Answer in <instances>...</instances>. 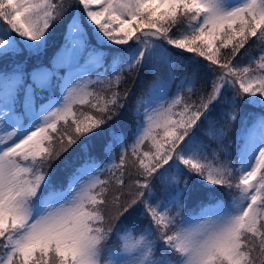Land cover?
<instances>
[{
    "label": "snow or ice",
    "instance_id": "1",
    "mask_svg": "<svg viewBox=\"0 0 264 264\" xmlns=\"http://www.w3.org/2000/svg\"><path fill=\"white\" fill-rule=\"evenodd\" d=\"M75 3L83 19L72 0H0V264H264V0ZM250 41L260 54L234 62ZM106 60L111 76L85 77ZM141 69L154 80L117 131ZM223 117L240 121L227 145ZM104 134L102 168L87 141ZM78 141L85 159L54 182Z\"/></svg>",
    "mask_w": 264,
    "mask_h": 264
},
{
    "label": "trees",
    "instance_id": "2",
    "mask_svg": "<svg viewBox=\"0 0 264 264\" xmlns=\"http://www.w3.org/2000/svg\"><path fill=\"white\" fill-rule=\"evenodd\" d=\"M72 2H73L74 7L69 11L68 15L70 16L73 13H76V11H77L79 13V15L81 16V18L83 19L84 13L82 11L81 6L77 5L75 3V0H72ZM64 31H65V27L63 24L56 27V29H55L56 41H55V43L51 44V46L48 48L47 53H46V57H45L46 60L48 58H50L51 52H53L57 49V44L59 43V41H62V34ZM89 32L91 33V30H89ZM246 50L247 51H245V49H242L241 50L242 55H238L234 62L239 63L240 65L244 66V65H247L248 63H250L251 58L257 57L260 54L259 53V46L256 43H253L252 41L249 42V45H246ZM108 62H110V61L106 60V68H104L103 71H101V72L96 71L92 75L94 77V80H96L97 74H101L102 76H111L112 75V70L107 67ZM32 63L33 62L30 61L28 63V65L26 66V68L30 69L32 67ZM159 67H160L159 75L161 76V78H167V68L163 64H161ZM185 71H186L185 68L177 66V69H176L177 78L170 85V90L168 92L169 98L175 94L177 87L180 85V76L183 75ZM153 80H154L153 74L150 72H146L144 69H141L139 72L132 71L130 73H127V72L125 73V79H124V82H122L119 85V91L123 92L126 89L130 90V95L128 97V100L126 101L127 107H126V110H124V114L118 120L114 118L113 121L109 122L110 126H116L117 131H119L122 128L125 133H127L131 129V127L133 126L131 114L134 111V108L136 106V102L138 99H144L147 97L148 86L150 83L153 82ZM196 87H199V82L197 83ZM91 88H92V90H95V91H102L106 88V84L97 83V84L92 85ZM105 94H107V93H105ZM185 94H187V93H185ZM75 107L77 109H82L84 112L90 111L89 105H87V104L86 105L77 104V105H75ZM141 110H142V106L140 108V111ZM226 121H227L226 117L221 118V120L217 123V127H224L225 128V131L227 132V136L224 138L223 142L227 145L230 141H232L234 139L235 134L239 129L240 121L237 120V122L232 124L231 126H228ZM70 122L71 121L69 120V123ZM62 126H63V121H61L58 124V127H62ZM205 128H206V126H205ZM200 135L204 138L205 143L210 144L212 147L216 146L217 141L209 140L206 136H204L203 130L201 131ZM108 139H109L108 135L104 134L101 137H96V138H93L92 140L87 141V143H89V145H90L89 152L91 155L97 157V163H102L108 159V154L103 151V148H104L106 142L108 141ZM83 140H84V138H82V141ZM80 143L81 142L78 141L77 145H73L72 148H70L67 153H64L60 157L59 160L53 162V165L49 169V171L51 173H54V176H53L54 182L57 180L63 181L67 177V175L71 172L72 167L79 166V164L82 163V161L85 159V156L80 151V147H79ZM127 143L130 144L131 141L129 140ZM125 146H127V145H125ZM146 146H147V142L145 144V147ZM121 150L122 149L120 147H114L113 148V153L116 157L117 162H119V155H120ZM229 151H231V148H229ZM65 161H69L70 165H71L67 169L64 167ZM129 171H131L132 175L128 176L126 174V176H125L126 183L131 179L137 178L135 175L134 169H129ZM110 175H111V173H108V175H106V176L104 175L105 176L104 179L109 177ZM157 190H159V186H158ZM223 195L227 196L229 201L231 200V196H229L227 192H224Z\"/></svg>",
    "mask_w": 264,
    "mask_h": 264
},
{
    "label": "rangeland",
    "instance_id": "3",
    "mask_svg": "<svg viewBox=\"0 0 264 264\" xmlns=\"http://www.w3.org/2000/svg\"><path fill=\"white\" fill-rule=\"evenodd\" d=\"M76 12H77V11H76ZM80 17H81V16H80ZM65 30H66V29H65ZM59 38H60V37H59ZM60 39H61V38H60ZM60 39H59V40H60ZM62 42H63V41H59V43H62ZM59 43H58V44H59ZM58 44H57V46H58ZM55 52H56V50L53 51V52H51L50 58H51L52 56L55 55ZM92 69H94V68H92ZM92 69H91V70H92ZM91 70H90V71H91ZM80 71H81V70H80L79 68H73L71 72H67V75H66V77H65V79H64V82H67V81H70V80H75V79L77 78L78 74H80ZM90 71H88L87 73H84V75H85L86 78H90V79H92V78L90 77V75H91ZM90 90H92V88H91ZM116 162H117V160H116ZM108 163H109V160L106 161L103 165L100 164V166L103 168L104 165H106V164H108ZM117 163H118V162H117ZM105 173H106V171L102 173V175H101V179H103V175H104ZM108 173H109V172H107L106 175H108ZM106 175H105V176H106ZM170 175H174V172L170 173Z\"/></svg>",
    "mask_w": 264,
    "mask_h": 264
}]
</instances>
